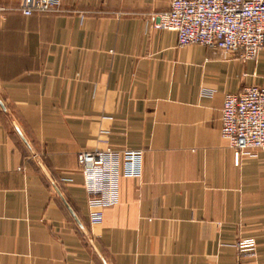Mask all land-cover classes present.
Listing matches in <instances>:
<instances>
[{
  "label": "crops",
  "instance_id": "1",
  "mask_svg": "<svg viewBox=\"0 0 264 264\" xmlns=\"http://www.w3.org/2000/svg\"><path fill=\"white\" fill-rule=\"evenodd\" d=\"M23 1L0 0V264H264V150L237 162L221 134L264 50L179 46L171 0ZM96 148L142 150L114 206L85 187Z\"/></svg>",
  "mask_w": 264,
  "mask_h": 264
},
{
  "label": "built area",
  "instance_id": "2",
  "mask_svg": "<svg viewBox=\"0 0 264 264\" xmlns=\"http://www.w3.org/2000/svg\"><path fill=\"white\" fill-rule=\"evenodd\" d=\"M20 9L27 16L59 11L61 0H24ZM155 26L175 31L179 46L198 43L256 58L264 50V0H171L170 10L157 15ZM221 121L222 138L235 149L237 162L245 151L264 149V86L251 85L239 93H228ZM121 155L125 175L140 177L142 150L96 148L78 154L86 189L105 206L117 204Z\"/></svg>",
  "mask_w": 264,
  "mask_h": 264
},
{
  "label": "rangeland",
  "instance_id": "3",
  "mask_svg": "<svg viewBox=\"0 0 264 264\" xmlns=\"http://www.w3.org/2000/svg\"><path fill=\"white\" fill-rule=\"evenodd\" d=\"M224 54H229L228 52H223ZM257 150H264V149H253V150H249V151H257ZM242 244H245L246 246H242ZM250 245H253L252 247H250ZM236 246L242 250H253L255 249L256 243L254 240L252 239H245V240H241L239 241ZM247 246H249L250 248H248Z\"/></svg>",
  "mask_w": 264,
  "mask_h": 264
}]
</instances>
